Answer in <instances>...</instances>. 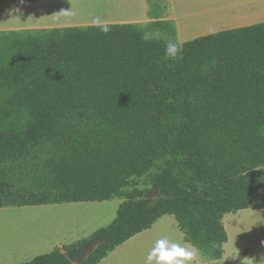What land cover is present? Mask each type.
Returning a JSON list of instances; mask_svg holds the SVG:
<instances>
[{"label": "trees", "instance_id": "trees-1", "mask_svg": "<svg viewBox=\"0 0 264 264\" xmlns=\"http://www.w3.org/2000/svg\"><path fill=\"white\" fill-rule=\"evenodd\" d=\"M108 25L0 33V209L123 200L108 226L22 264H72L63 251L95 239L82 264H98L166 215L222 264L225 215L264 210V22L176 59L146 37L174 39L170 22Z\"/></svg>", "mask_w": 264, "mask_h": 264}, {"label": "rangeland", "instance_id": "rangeland-1", "mask_svg": "<svg viewBox=\"0 0 264 264\" xmlns=\"http://www.w3.org/2000/svg\"><path fill=\"white\" fill-rule=\"evenodd\" d=\"M149 3L152 10L158 7V11L162 10L165 5L164 0H149ZM117 5V0H77V2L68 4L64 11L71 15L98 17L103 11L110 8L115 9ZM191 9H193L192 5H185L182 14ZM146 37L164 40L167 43L175 41L179 45L183 44L178 38L172 39L159 30H149ZM140 184L139 188L146 187L142 180ZM117 202L118 199H114L100 203L9 207L1 210L0 264L29 262L37 256L50 253L46 250L54 243L65 242L88 234L96 226L98 228L95 230L108 226L114 220L113 218L108 223L109 213ZM223 222L229 235V241L224 245V250L226 252V246L229 244L227 246L229 256L235 263L243 264L244 260L240 255L250 252L248 244L254 247L264 245V210L247 209L226 214ZM228 225H231L230 228L227 227ZM161 237H168L176 242H185L183 233L179 230L173 215L163 217L152 232L139 234L129 240L130 242H126L128 244L125 243V246H121L122 248L118 250L115 258L107 260L104 264H145L149 250ZM261 258H264V255L255 259L256 264H260ZM195 260L202 264H215L207 260L199 251ZM226 262L221 263L226 264ZM191 263L192 261L189 262V264Z\"/></svg>", "mask_w": 264, "mask_h": 264}, {"label": "crops", "instance_id": "crops-1", "mask_svg": "<svg viewBox=\"0 0 264 264\" xmlns=\"http://www.w3.org/2000/svg\"><path fill=\"white\" fill-rule=\"evenodd\" d=\"M73 2H77V0H30L28 2L0 0V33L94 25L92 23L94 17L82 16L81 14H77L78 16L76 14L71 15L64 11V8ZM165 2L166 7L161 12L152 14L150 13L149 0H117L118 5L115 9L110 8L107 11H103L98 17L102 22H107V24L136 23L146 25L153 21L170 22L176 31L175 38H178L182 43L194 40L200 36L264 22V0H165ZM185 5H192L193 9L182 14V9ZM122 202L123 200L118 199L115 207L109 213L110 219L108 223L113 218H116V209L118 210ZM3 209L5 208H1L0 211ZM163 217L151 229L140 233V235L146 232H152L153 228L159 224ZM230 226L228 225L227 227L230 228ZM97 228L96 226L95 229ZM94 230L65 242L54 243L46 252H51L62 246L78 243L97 231ZM127 242L130 241L128 240ZM121 246L98 264H104L107 260L115 258L118 250L123 247ZM227 246L221 262L227 261L226 264H237L230 259ZM263 246L261 244L260 246L254 247L248 244L247 247L250 249V252H245V254L240 255L244 260L243 264H252V261L249 259L255 260L264 255ZM191 264L202 263L194 260Z\"/></svg>", "mask_w": 264, "mask_h": 264}, {"label": "clouds", "instance_id": "clouds-1", "mask_svg": "<svg viewBox=\"0 0 264 264\" xmlns=\"http://www.w3.org/2000/svg\"><path fill=\"white\" fill-rule=\"evenodd\" d=\"M92 23L99 27L102 33L111 31L107 22H102L99 17H94ZM181 46L175 41H169L165 47V54L168 58L176 59L181 54ZM198 250L190 243L176 242L168 237L157 239L153 247L149 250L145 264H189L197 257ZM256 264L255 260H251ZM260 264H264V258H261Z\"/></svg>", "mask_w": 264, "mask_h": 264}, {"label": "water", "instance_id": "water-1", "mask_svg": "<svg viewBox=\"0 0 264 264\" xmlns=\"http://www.w3.org/2000/svg\"><path fill=\"white\" fill-rule=\"evenodd\" d=\"M101 243V240H91L71 250H64L63 253L72 264H82L95 252Z\"/></svg>", "mask_w": 264, "mask_h": 264}]
</instances>
